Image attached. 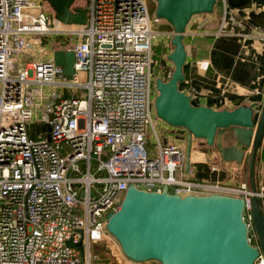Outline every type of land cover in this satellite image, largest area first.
Listing matches in <instances>:
<instances>
[{"label":"built area","instance_id":"built-area-1","mask_svg":"<svg viewBox=\"0 0 264 264\" xmlns=\"http://www.w3.org/2000/svg\"><path fill=\"white\" fill-rule=\"evenodd\" d=\"M39 6L0 0V264H95L91 243L108 233L105 216L128 184L241 197L257 249L251 264H264L249 215L255 195L264 216V182L251 191L243 180L186 179L184 146L156 133L151 21L160 18L149 17L145 0H86L83 24L58 27ZM36 34L40 42L73 38L63 45L73 53L69 79L52 57L29 49ZM16 51L22 65L11 71Z\"/></svg>","mask_w":264,"mask_h":264},{"label":"water","instance_id":"water-1","mask_svg":"<svg viewBox=\"0 0 264 264\" xmlns=\"http://www.w3.org/2000/svg\"><path fill=\"white\" fill-rule=\"evenodd\" d=\"M59 11L65 24H83L85 6L68 8L71 0H48ZM154 16L164 19L172 29V46L166 58L172 69L166 79L154 78L155 115L179 133L186 131L188 153L190 136L214 146L220 158L237 164L247 159V182L255 190L254 165L258 149L264 147V96L255 103L232 108H213L192 104L190 96L178 88L183 78L186 51L182 43L184 26L195 13L211 12L216 0H154ZM54 63L66 78L73 68L69 48L54 51ZM228 132L229 143L223 134ZM249 215L259 249L264 256V216L258 198H249ZM243 199L222 193L185 194L145 190L128 184L116 207L105 216V229L117 241L122 253L134 261L154 259L160 264H251L257 254L246 237L241 217ZM70 244L68 240L66 242ZM93 246L99 242H93ZM82 249L81 244H75Z\"/></svg>","mask_w":264,"mask_h":264},{"label":"crops","instance_id":"crops-1","mask_svg":"<svg viewBox=\"0 0 264 264\" xmlns=\"http://www.w3.org/2000/svg\"><path fill=\"white\" fill-rule=\"evenodd\" d=\"M160 23L164 29L156 35L170 38L171 26L166 21ZM217 28L219 33L215 35ZM182 43L186 55L183 78L177 86L190 96L192 104L232 108L254 102L259 108L264 96V0H216L211 12L190 16ZM222 136L224 143H229L228 132ZM184 142V178L223 183L247 178L244 167L248 155L245 162L237 164L222 160L215 148L196 142L198 153L191 155L190 146L188 153L186 150V138ZM263 158L261 146L255 163L256 184L264 182ZM210 164L217 169L210 170Z\"/></svg>","mask_w":264,"mask_h":264},{"label":"rangeland","instance_id":"rangeland-1","mask_svg":"<svg viewBox=\"0 0 264 264\" xmlns=\"http://www.w3.org/2000/svg\"><path fill=\"white\" fill-rule=\"evenodd\" d=\"M36 3H39V9H42L44 13L46 14L48 22H50L52 25H55L56 22L62 23V21L58 18L59 11L48 1V0H32ZM86 0H71L70 4L68 5V8L72 10L74 7H83L85 5ZM147 11L149 13V17L152 18L154 16V7H155V1L154 0H145ZM162 21H165L164 19H159L156 22L151 21V26L153 30L155 31H161L164 29V26L160 23ZM35 37L36 43H31L32 38L28 37L27 41L29 44V49L33 47L34 49L39 48L37 53H43L46 58L52 57V54L54 51H60L63 50L64 46H71L73 42V38H70V40L67 39L64 43H59V40L57 37H54V35L47 34L46 36H43L41 38V42L39 41L40 35L36 34ZM172 46L169 42V36H166L165 40L160 37V34L155 35L153 39V45H152V58H151V73L153 80L156 77H159L161 79H166L169 76V73L172 69V63L169 59L166 58L167 52L171 50ZM41 50V51H40ZM37 55V54H35ZM12 57L15 58V61L13 63V69L11 71H14L17 66L22 65V61L19 57V53L16 51L12 54ZM10 71V72H11ZM48 87L47 89H49ZM152 93L155 95L156 89L154 86H152L151 89ZM154 98V97H153ZM153 98L151 99V117L152 121L156 130V133L162 138L165 137L166 139L180 142L184 146V140L186 138V131L184 130L179 136H176L174 131L171 130L170 125H168L166 122L161 120L159 117L155 115L154 108H153ZM148 139L151 141L153 139V135L149 134L147 135ZM200 143L204 145V141L201 138H196L193 136H190V151L192 154H197L198 152H195V144L194 143ZM206 145L205 147H207ZM204 147V146H203ZM210 148H215L214 146H209ZM199 151V150H197ZM243 181L247 182V178ZM168 190L170 189V186L167 187ZM99 242V245L93 246V242ZM251 242H254V239H250ZM90 250L91 254L94 255L92 257V263L95 264H103L104 262H108L111 264H160L158 261L154 259H148L145 261L133 262L131 259L127 258L121 251L117 241L109 234L107 233L105 236H101L99 238H96L94 241H92Z\"/></svg>","mask_w":264,"mask_h":264},{"label":"trees","instance_id":"trees-1","mask_svg":"<svg viewBox=\"0 0 264 264\" xmlns=\"http://www.w3.org/2000/svg\"><path fill=\"white\" fill-rule=\"evenodd\" d=\"M36 129H37V125H36ZM256 160H257V154L255 156V163H256ZM263 160H264V158H263ZM244 171H247V163H246V165L244 167ZM254 180H255V165H254Z\"/></svg>","mask_w":264,"mask_h":264},{"label":"bare ground","instance_id":"bare-ground-1","mask_svg":"<svg viewBox=\"0 0 264 264\" xmlns=\"http://www.w3.org/2000/svg\"><path fill=\"white\" fill-rule=\"evenodd\" d=\"M58 26H64V24L63 23H58V21L56 22V24L54 25V27H58Z\"/></svg>","mask_w":264,"mask_h":264}]
</instances>
